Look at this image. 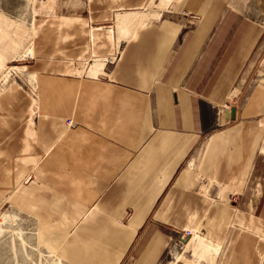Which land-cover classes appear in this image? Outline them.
I'll return each mask as SVG.
<instances>
[{
    "label": "crops",
    "instance_id": "obj_1",
    "mask_svg": "<svg viewBox=\"0 0 264 264\" xmlns=\"http://www.w3.org/2000/svg\"><path fill=\"white\" fill-rule=\"evenodd\" d=\"M145 1L88 0L84 17L36 28L34 105L22 82L0 91V204L62 237L76 264H154L169 232L206 233L207 217L228 231L216 264H264V191L233 206L217 188L244 168L254 116L237 103L255 20L225 15L223 0H162L178 16H158L128 49L111 33L116 50L89 62L90 27L125 32L114 14Z\"/></svg>",
    "mask_w": 264,
    "mask_h": 264
},
{
    "label": "rangeland",
    "instance_id": "obj_2",
    "mask_svg": "<svg viewBox=\"0 0 264 264\" xmlns=\"http://www.w3.org/2000/svg\"><path fill=\"white\" fill-rule=\"evenodd\" d=\"M87 1L0 0V91L11 82H22L34 105L36 91L33 83L34 73L30 65L35 60L33 37L36 28L61 22L55 19L84 17ZM223 1L226 3L225 15L233 13L235 19H254L255 31L260 32L259 39H255L253 71L249 73L248 85L237 103L240 108L247 106L244 110L246 115L254 116L251 132L243 150L246 157L245 161H242L244 168L242 175L233 178L232 182L217 185L221 191L219 199L223 203L233 202V206H243L251 199H260L264 191V0ZM172 9L177 8L171 6V1L165 5L162 0H146L137 9L121 10L114 14L113 19L119 14L128 19L125 32L119 33L116 23L114 27L106 28L109 29L107 32L102 27H90L91 42L97 46L98 51L92 53V61L89 62L99 63V59L103 60L99 53L116 50L113 42L107 41V36L111 33L120 34L117 39H124L126 48H131L152 20L162 15L178 16L166 12ZM89 62L82 63L83 73ZM252 164L254 166L249 171ZM228 192H233V201L232 198L228 201ZM206 221V233H200L197 225L191 224L178 233L169 232L171 239L159 247L160 252L154 264H216L223 251V239L228 235V231L224 232L222 229L221 232L220 224L214 225V221H208V217ZM39 225L41 224L34 217L5 203L0 204V264H76L62 253L60 244L63 238L39 237L38 234L42 232ZM185 231L189 234L182 237L181 233ZM190 239V244L186 247L185 244Z\"/></svg>",
    "mask_w": 264,
    "mask_h": 264
},
{
    "label": "built area",
    "instance_id": "obj_3",
    "mask_svg": "<svg viewBox=\"0 0 264 264\" xmlns=\"http://www.w3.org/2000/svg\"><path fill=\"white\" fill-rule=\"evenodd\" d=\"M230 106H231L230 104H224V105H223V108H225V109L228 110V109L230 108ZM71 124H72V121H71L70 119H67V121H66V125H67V126H70ZM181 234H182V237H185L186 234H189V232H188V231H185L184 233L182 232Z\"/></svg>",
    "mask_w": 264,
    "mask_h": 264
},
{
    "label": "bare ground",
    "instance_id": "obj_4",
    "mask_svg": "<svg viewBox=\"0 0 264 264\" xmlns=\"http://www.w3.org/2000/svg\"><path fill=\"white\" fill-rule=\"evenodd\" d=\"M187 243V242H186Z\"/></svg>",
    "mask_w": 264,
    "mask_h": 264
}]
</instances>
